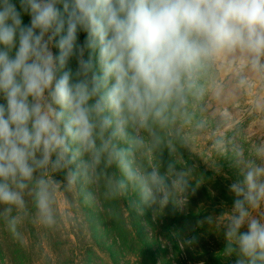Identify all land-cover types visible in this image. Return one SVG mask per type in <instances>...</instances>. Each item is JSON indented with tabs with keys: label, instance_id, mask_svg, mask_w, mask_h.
Segmentation results:
<instances>
[{
	"label": "clouds",
	"instance_id": "1",
	"mask_svg": "<svg viewBox=\"0 0 264 264\" xmlns=\"http://www.w3.org/2000/svg\"><path fill=\"white\" fill-rule=\"evenodd\" d=\"M223 64L238 65L240 85L251 86L248 73L264 75V0H19V10L0 0V219L8 231L23 240L26 197L37 220L55 226L61 189L85 201L101 184L106 198L134 191L139 215L173 203L177 187L187 196L189 169L177 167L174 142L190 149L185 127L207 129L197 113ZM213 135L240 177L229 185L225 251L236 252L235 264H264V139L246 148ZM157 153L158 164L138 161Z\"/></svg>",
	"mask_w": 264,
	"mask_h": 264
},
{
	"label": "rangeland",
	"instance_id": "2",
	"mask_svg": "<svg viewBox=\"0 0 264 264\" xmlns=\"http://www.w3.org/2000/svg\"><path fill=\"white\" fill-rule=\"evenodd\" d=\"M22 19L24 24L30 22L27 14H22ZM52 51L58 53L55 47ZM71 67L74 70L77 67L75 60ZM212 98L214 87L205 98L206 110L197 113L198 118L207 121V129L200 133H192L190 127L184 129L191 139L190 149L174 142L176 151L173 158L177 167L189 169L187 174L191 181L187 196L177 187L170 197L173 203L169 202L163 210L160 209L158 216H152L151 224L143 220L142 227L136 231L138 237L134 234L138 243L145 242L148 251L144 257L136 250L119 245L106 231L111 219L103 221L101 201L97 198L85 201L78 191L61 189L57 201L58 223L53 227H46L37 220L32 202H29L28 216L33 229L22 230L26 224L22 221L19 228L23 234L22 241L14 238L0 219V264H69L72 261L84 264L88 256H94L95 264H235L237 255L233 253L236 252L229 254L225 251L227 241L222 221L227 212H231L235 199L229 185L240 177L233 159L223 157L224 153L212 147L216 138L213 133L223 132L247 148L264 139V128L257 122L255 107L250 109V106L243 108L238 105L225 108L217 106L218 102H211ZM140 156H149L147 167L159 163L158 153ZM169 158L165 150L161 157L163 172ZM62 178V174L56 177ZM27 198V201L31 199ZM182 204V210L177 208ZM224 213L220 223H199L209 214L219 217ZM183 221L186 228L179 229L177 225ZM246 230V226L241 229ZM62 251L64 255L59 257ZM24 252L28 254L27 258L17 257Z\"/></svg>",
	"mask_w": 264,
	"mask_h": 264
},
{
	"label": "trees",
	"instance_id": "3",
	"mask_svg": "<svg viewBox=\"0 0 264 264\" xmlns=\"http://www.w3.org/2000/svg\"><path fill=\"white\" fill-rule=\"evenodd\" d=\"M13 2L16 4L18 10H19V0H13ZM58 7H62V6H58ZM87 37V33L86 32H80L79 33V42L81 44H83V42L86 40ZM88 56V52L86 51L85 53V58H87ZM76 63V61H75ZM72 64V62H71ZM149 157V156H147ZM146 156H138V161L140 163H142L145 167H147L146 162H147V158ZM159 161V159H158ZM162 170V169H161ZM113 171H116L115 169H113ZM161 173L163 174V170L161 171ZM118 174V173H117ZM92 191H94L95 193V198H97L99 201L102 202V208L100 209V211L102 212L101 216L103 221H107V219H111V222L108 223L107 227H106V231L109 232L110 235L113 236V239L115 242H117L119 245H123L129 248V250H136L139 253H142L143 257H144V253L145 251H148V249H146L145 247V242H137V238L138 234L136 233V231H138L141 227H142V223L143 220H147L149 221V223L151 224V220H152V216L154 217L155 214H157V216L159 215V211L160 209H164V208H146L144 211L143 215H139L137 213V211L132 207L131 202L133 200H137L138 197L136 195V193L134 191H130L128 194L123 195L124 197L122 198V196L116 197V198H106L104 195L105 192V188L103 186V184L99 185V186H93L91 187ZM28 200V198L26 197V201ZM32 202L31 199L29 201H27V210H26V216H24V221H26L25 226L23 227L22 230H26V229H33L32 225H31V220L30 217L28 216V209H30V203ZM163 207V206H162ZM35 208V207H34ZM30 220V221H29ZM30 222V224H29ZM29 226V227H28ZM177 226H179V229H185L186 228V224L183 221L181 224H178ZM19 228H21V225L19 226ZM137 229V230H136ZM134 231V233H133ZM139 233V232H138ZM134 234L136 236H134ZM21 246V245H20ZM22 250H25V248H22ZM89 251L92 252V250L89 249ZM111 252V251H110ZM58 254V253H57ZM234 255H236V253H233ZM64 252L62 251L61 254H58V256H63ZM111 255V254H110ZM17 257H23V258H27L28 254L26 252L20 253L17 255ZM69 264H74V261L70 262ZM84 264H95L94 262V256H88L87 258H85V263ZM217 264V263H215Z\"/></svg>",
	"mask_w": 264,
	"mask_h": 264
},
{
	"label": "crops",
	"instance_id": "4",
	"mask_svg": "<svg viewBox=\"0 0 264 264\" xmlns=\"http://www.w3.org/2000/svg\"><path fill=\"white\" fill-rule=\"evenodd\" d=\"M237 67L223 64L217 68L211 102H218L217 106L225 108L238 105L243 108L250 106V109L255 107L257 122L264 128V75L248 73L251 86L240 85L235 75ZM262 131L264 137V129Z\"/></svg>",
	"mask_w": 264,
	"mask_h": 264
}]
</instances>
